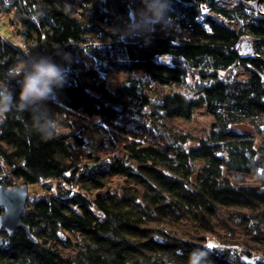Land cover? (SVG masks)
<instances>
[{
    "label": "trees",
    "instance_id": "obj_1",
    "mask_svg": "<svg viewBox=\"0 0 264 264\" xmlns=\"http://www.w3.org/2000/svg\"><path fill=\"white\" fill-rule=\"evenodd\" d=\"M219 1L170 0L171 26L145 41L117 32L140 0H0V17L11 16L25 44L67 54L66 82L48 102L59 134L45 140L30 131L28 113L0 124V184L45 191L28 196L22 217L36 243L22 230L0 232L9 239L0 264H186L193 249L208 246L203 233L229 220L243 244L264 247V0ZM242 36L254 40L249 55L239 49ZM21 50L0 36V81ZM237 67L249 77H233ZM110 73L127 78L109 89ZM191 75L190 94L152 99L154 86ZM10 87L18 95L19 84ZM202 106L214 128L188 146L189 136L164 119L188 120ZM90 128L101 135L95 150H107L103 157L88 148ZM225 170L259 185L240 186ZM231 245L208 246L210 264L251 258Z\"/></svg>",
    "mask_w": 264,
    "mask_h": 264
},
{
    "label": "clouds",
    "instance_id": "obj_2",
    "mask_svg": "<svg viewBox=\"0 0 264 264\" xmlns=\"http://www.w3.org/2000/svg\"><path fill=\"white\" fill-rule=\"evenodd\" d=\"M140 2V8L129 12L124 27L117 29L120 38L142 37L147 41L157 26L162 31L171 26L170 0ZM66 78L65 68L55 63L51 56L26 53L23 58H18L17 63L5 73V79L0 81V124L6 121L9 114L21 116L28 113L30 131L45 140L58 135L60 125L48 102L55 99L56 90L64 86ZM12 81L20 86L18 95L10 87ZM208 249V246L193 249L186 264H210Z\"/></svg>",
    "mask_w": 264,
    "mask_h": 264
},
{
    "label": "rangeland",
    "instance_id": "obj_3",
    "mask_svg": "<svg viewBox=\"0 0 264 264\" xmlns=\"http://www.w3.org/2000/svg\"><path fill=\"white\" fill-rule=\"evenodd\" d=\"M220 5L224 6H234L237 4L236 0H220ZM212 17L215 18L218 22H223L225 25L233 28L238 29V26L229 23L228 21L217 17L216 15L212 14ZM0 36L3 40L7 41L13 46H19L22 49H27L30 52L29 53H39L43 55L51 56L54 62L62 67L66 66L67 62V56L65 53L62 52H47L43 53L40 51V46H32V44H25L23 41L14 33V22L11 20V16H3L0 17ZM247 40L253 45V39L249 36H242L240 38V41ZM192 74L194 77L197 76V72L195 70H192ZM233 77L237 79H246L249 77V72L244 70L241 67H237L234 72L231 74ZM127 75L125 73H110L105 76L107 87L109 89L115 88L119 83L126 80ZM194 78L192 75L189 77L188 82L185 83H170V84H163V85H156L154 86L155 89H157V94L154 92L152 94V99H158L160 95L167 94L171 92H181L183 94H190L192 92L191 85L193 84ZM149 109V108H148ZM146 109V110H148ZM164 122L171 127H174L176 130L181 131L182 133L189 136L190 140L188 141V146H191L195 144V142L200 138H206L210 134L213 127V119L212 117L206 112L205 107H197L193 110L191 117L188 120H184L178 117H172V118H165ZM238 130L242 131H250V128L247 125H240L234 127ZM86 139L89 141L88 148L91 150H94V154L103 157L105 152H97L95 150V145L99 142V139L101 138V135L96 133L93 129H88L86 134ZM107 142V141H106ZM114 148V147H113ZM117 149V148H116ZM115 150V148H114ZM119 148L117 149V151ZM224 178L229 179L231 182L234 180H240L238 182V185L249 188V187H256L259 185V179L254 176H249L245 174L235 173V172H229L227 170L224 171ZM111 184L113 186L121 184L120 180L114 178L111 181ZM25 185L21 181H18L15 186H21ZM14 187V186H13ZM28 190V196L29 197H35L44 195L45 191L42 188L41 185H29L27 186ZM224 214L227 212L224 211ZM229 222V224H228ZM227 222V226L223 224L222 222L217 223L216 228L213 229V232L209 233H203L206 239V244L209 246L216 245V246H234L231 244L239 243L240 245H237L240 248L249 249V253L252 259L255 258H262L264 259V247L260 246L259 244H252L246 243L243 244V241H246V238L241 235V232L237 229H232L231 227L233 225L232 222L229 220Z\"/></svg>",
    "mask_w": 264,
    "mask_h": 264
},
{
    "label": "water",
    "instance_id": "obj_4",
    "mask_svg": "<svg viewBox=\"0 0 264 264\" xmlns=\"http://www.w3.org/2000/svg\"><path fill=\"white\" fill-rule=\"evenodd\" d=\"M255 7L256 4L254 5ZM239 49L243 55H249L252 53V44L247 40H242L239 43ZM27 199L28 190L26 185L9 187L0 184V208L2 209L0 232L11 236L15 231L22 230L30 242L36 243V238L30 233L28 226L22 223ZM8 243V237L0 235V245L3 244L4 247H7ZM243 262L244 264H254L255 260L244 256Z\"/></svg>",
    "mask_w": 264,
    "mask_h": 264
},
{
    "label": "built area",
    "instance_id": "obj_5",
    "mask_svg": "<svg viewBox=\"0 0 264 264\" xmlns=\"http://www.w3.org/2000/svg\"><path fill=\"white\" fill-rule=\"evenodd\" d=\"M24 43V42H23ZM32 46H37L35 43H32ZM22 49V48H21ZM22 51V53H23V55H25L26 53H29L30 51L29 50H25V49H22L21 50Z\"/></svg>",
    "mask_w": 264,
    "mask_h": 264
},
{
    "label": "snow or ice",
    "instance_id": "obj_6",
    "mask_svg": "<svg viewBox=\"0 0 264 264\" xmlns=\"http://www.w3.org/2000/svg\"><path fill=\"white\" fill-rule=\"evenodd\" d=\"M213 246H214V245H211V244L209 245V247H213Z\"/></svg>",
    "mask_w": 264,
    "mask_h": 264
}]
</instances>
